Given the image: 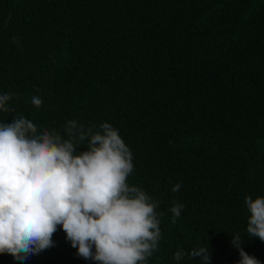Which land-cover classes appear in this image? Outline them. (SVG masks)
<instances>
[{
  "label": "trees",
  "instance_id": "obj_1",
  "mask_svg": "<svg viewBox=\"0 0 264 264\" xmlns=\"http://www.w3.org/2000/svg\"><path fill=\"white\" fill-rule=\"evenodd\" d=\"M4 93L13 111L0 122L119 130L133 153L129 183L162 201L148 264H203L173 259L200 247L210 264H238L237 233L264 264L244 202L264 197V0H0ZM173 202L184 205L175 223ZM52 240L26 261L0 253V264H97L61 227Z\"/></svg>",
  "mask_w": 264,
  "mask_h": 264
},
{
  "label": "clouds",
  "instance_id": "obj_2",
  "mask_svg": "<svg viewBox=\"0 0 264 264\" xmlns=\"http://www.w3.org/2000/svg\"><path fill=\"white\" fill-rule=\"evenodd\" d=\"M38 91V90H37ZM13 93L0 94V111L11 112ZM31 104L40 108L34 95ZM86 150L77 151L81 146ZM133 153L111 123L85 125L68 120L63 133L39 127L24 115L0 122V253L18 261L53 246L58 226L77 255L97 264H148L162 237V203L129 183ZM181 184L171 191L178 192ZM246 233L264 241V197L245 196ZM183 204L168 209L172 223ZM238 264H260L232 236ZM200 258L210 264L208 247L180 249L173 259Z\"/></svg>",
  "mask_w": 264,
  "mask_h": 264
}]
</instances>
